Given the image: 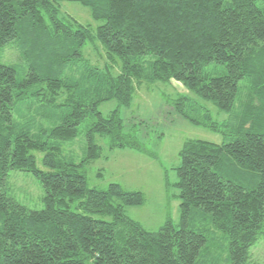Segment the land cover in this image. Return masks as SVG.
Listing matches in <instances>:
<instances>
[{
	"label": "trees",
	"instance_id": "trees-1",
	"mask_svg": "<svg viewBox=\"0 0 264 264\" xmlns=\"http://www.w3.org/2000/svg\"><path fill=\"white\" fill-rule=\"evenodd\" d=\"M62 1L88 7L98 24L63 15ZM95 43L101 65L83 52ZM170 79L194 95L178 97L177 113L224 139L183 142L173 182L179 224L148 230L125 213L143 192L90 187L84 167L102 155L96 136L141 148L123 133L119 108L132 103L135 84ZM110 100L116 107L104 114ZM82 125L76 161L61 143ZM12 170L38 179L42 207L11 192ZM260 239L264 0H0V264H220L205 256L216 240L229 264H255Z\"/></svg>",
	"mask_w": 264,
	"mask_h": 264
},
{
	"label": "rangeland",
	"instance_id": "rangeland-1",
	"mask_svg": "<svg viewBox=\"0 0 264 264\" xmlns=\"http://www.w3.org/2000/svg\"><path fill=\"white\" fill-rule=\"evenodd\" d=\"M60 11L93 28L98 24L92 19L90 9L78 2L62 1ZM83 52L94 64L101 65L106 59L98 43L86 45ZM10 53L11 59L15 60V51ZM181 95L194 96L180 81L174 79L135 84L132 103L128 107H120L119 112L123 118V133L129 134L128 139H135L141 148H110L106 138L96 136V142L102 146V155L84 167L86 182L90 187L104 189L110 182H117L123 189L143 192L144 203L125 207V213L148 230H157L166 219L174 225L179 224L180 200L173 182L177 179L174 168L180 163L178 152L183 142L189 138H198L221 143L224 139L221 133L192 124L177 113L175 103ZM207 105L216 119L226 117L211 104ZM115 107L116 102L110 100L103 102L99 108L106 114ZM61 147L64 153L78 161L86 149L84 125L80 127V134L75 139L62 142ZM8 181L11 192L27 207H42L43 191L32 173L12 170ZM219 240H216V247L211 245L213 253L205 256L212 259L219 255L216 257L222 258L220 264H229L227 248L223 249ZM218 249L221 250L220 254ZM251 261L264 264V245L261 239L251 249Z\"/></svg>",
	"mask_w": 264,
	"mask_h": 264
}]
</instances>
